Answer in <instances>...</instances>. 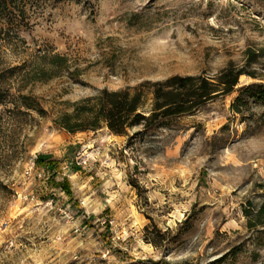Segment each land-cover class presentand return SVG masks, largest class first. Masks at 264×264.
<instances>
[{
    "label": "rangeland",
    "instance_id": "374dc122",
    "mask_svg": "<svg viewBox=\"0 0 264 264\" xmlns=\"http://www.w3.org/2000/svg\"><path fill=\"white\" fill-rule=\"evenodd\" d=\"M19 34L0 43V69L43 52L69 68L27 83L44 115L7 120L0 105V264H264V224L249 227L243 212L264 207V102L231 107L242 86L264 82L259 1L58 0ZM247 49L261 79L241 75L229 94L153 129L52 122L98 89L211 76Z\"/></svg>",
    "mask_w": 264,
    "mask_h": 264
},
{
    "label": "trees",
    "instance_id": "16d2710c",
    "mask_svg": "<svg viewBox=\"0 0 264 264\" xmlns=\"http://www.w3.org/2000/svg\"><path fill=\"white\" fill-rule=\"evenodd\" d=\"M58 0H0V43L13 45L23 42L19 30L27 27L30 19L43 13L44 9ZM259 1L264 8V0ZM244 63L229 62L211 76L203 74H172L162 80H146L133 88H101L90 95L69 104V109L60 111L53 124L68 132L96 130L106 127L110 133L124 135L129 128L153 129L171 117L188 114L207 101L233 91L241 75L259 78L255 69L258 52L247 49ZM66 58L56 52H43L33 60H23L18 64L0 69V105L7 120L29 110L44 115L45 110L36 97L23 92L27 83L45 81L68 70ZM12 79L17 85L12 86ZM264 102V82H252L239 89V94L231 104L239 111V103L246 98ZM42 162L41 156L35 159ZM50 168L51 162L43 163ZM138 190V185L131 182ZM260 188L264 190V180ZM68 190L67 186H64ZM139 191V190H138ZM248 218V226L264 224V207L243 208Z\"/></svg>",
    "mask_w": 264,
    "mask_h": 264
},
{
    "label": "built area",
    "instance_id": "2783aa9c",
    "mask_svg": "<svg viewBox=\"0 0 264 264\" xmlns=\"http://www.w3.org/2000/svg\"><path fill=\"white\" fill-rule=\"evenodd\" d=\"M32 165H33V163H31V165H30V168H32ZM29 171H26V173H28Z\"/></svg>",
    "mask_w": 264,
    "mask_h": 264
}]
</instances>
